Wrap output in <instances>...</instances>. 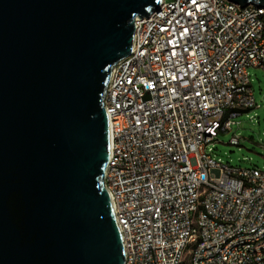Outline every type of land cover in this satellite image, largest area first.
Listing matches in <instances>:
<instances>
[{"label": "built area", "instance_id": "2783aa9c", "mask_svg": "<svg viewBox=\"0 0 264 264\" xmlns=\"http://www.w3.org/2000/svg\"><path fill=\"white\" fill-rule=\"evenodd\" d=\"M132 37L103 100L123 264H264V169L207 148L254 106L247 68L264 69V6L161 0Z\"/></svg>", "mask_w": 264, "mask_h": 264}, {"label": "water", "instance_id": "95a60500", "mask_svg": "<svg viewBox=\"0 0 264 264\" xmlns=\"http://www.w3.org/2000/svg\"><path fill=\"white\" fill-rule=\"evenodd\" d=\"M160 2L0 0V264H123L103 100Z\"/></svg>", "mask_w": 264, "mask_h": 264}, {"label": "rangeland", "instance_id": "374dc122", "mask_svg": "<svg viewBox=\"0 0 264 264\" xmlns=\"http://www.w3.org/2000/svg\"><path fill=\"white\" fill-rule=\"evenodd\" d=\"M227 3V1H226ZM254 106L235 117L229 131H219L210 154L214 159L235 168L264 169V69L247 68ZM232 136L239 140L238 145L229 144Z\"/></svg>", "mask_w": 264, "mask_h": 264}]
</instances>
